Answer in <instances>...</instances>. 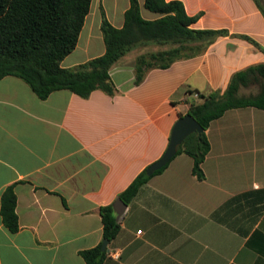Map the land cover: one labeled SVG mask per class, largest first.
I'll return each mask as SVG.
<instances>
[{
  "label": "crops",
  "instance_id": "1",
  "mask_svg": "<svg viewBox=\"0 0 264 264\" xmlns=\"http://www.w3.org/2000/svg\"><path fill=\"white\" fill-rule=\"evenodd\" d=\"M107 1L118 18L108 19L121 26L128 0ZM181 1L199 14L194 27L229 34L200 55L150 69L137 85L134 60L145 50H131L111 68L113 96L62 89L41 99L22 79L0 78V199L12 186L19 223L11 232L0 215V264H85L80 251L103 240L100 206L162 155L187 112L188 91L222 92L235 71L264 62V52L234 36L264 48V14L254 0ZM138 2L144 18L157 16ZM106 3L99 2L104 10ZM92 29L82 42L81 30L76 49L100 55L103 41ZM205 134L204 178L193 175L189 155L176 154L127 204L101 264H264V211L253 224L251 211L239 217L248 208L211 218L231 196L264 188V110L229 109Z\"/></svg>",
  "mask_w": 264,
  "mask_h": 264
},
{
  "label": "trees",
  "instance_id": "2",
  "mask_svg": "<svg viewBox=\"0 0 264 264\" xmlns=\"http://www.w3.org/2000/svg\"><path fill=\"white\" fill-rule=\"evenodd\" d=\"M254 1L264 14L259 0ZM91 2L0 0V78L15 76L22 79L41 99L62 89L82 98L89 97L94 90L113 96L118 90L110 75L111 68L131 50L156 47L136 56L133 84L137 85L150 69L167 68L177 60L200 55L216 38L229 34L226 29L194 27L193 23L199 14L189 15L181 0H144V8L157 15L153 19L142 16L138 0H128L121 26H115L99 4V30L104 51L75 68L65 67L61 63L77 46ZM234 36L253 43L264 52V48L250 36ZM250 87L257 89L255 92H241L242 88ZM193 92L188 91V98H191L189 94ZM196 92L198 97L189 99L186 114H190L203 131L187 135L178 146L176 154L189 155L193 160V175L202 180L204 173L201 164L210 149L205 131L211 121L229 109L254 107L264 110V62L235 71L222 92ZM165 166L152 175L162 171ZM145 169L118 194L117 197L125 204L136 197L139 189L152 176L147 175ZM15 207L16 195L13 187L8 186L1 194L0 215L3 225L11 232L19 229ZM247 208L246 212L240 213ZM231 211L240 213L239 217L251 211L250 222L253 224L264 211V188L231 196L211 214V218L221 221ZM99 215L102 237L111 241L120 229L113 203L100 206ZM237 220L238 217L235 222ZM101 243L80 251L85 264H101L106 253L101 249Z\"/></svg>",
  "mask_w": 264,
  "mask_h": 264
},
{
  "label": "water",
  "instance_id": "3",
  "mask_svg": "<svg viewBox=\"0 0 264 264\" xmlns=\"http://www.w3.org/2000/svg\"><path fill=\"white\" fill-rule=\"evenodd\" d=\"M202 131L203 128L201 125L190 114H184L179 117L172 127L167 147L159 158L146 167V174L152 175L155 171L164 167L176 155L178 146L187 135L193 132L201 133ZM126 206L127 204H125L120 198L115 200L113 203V209L116 214V219L120 218ZM108 243V240L103 239L101 249L105 250Z\"/></svg>",
  "mask_w": 264,
  "mask_h": 264
},
{
  "label": "rangeland",
  "instance_id": "4",
  "mask_svg": "<svg viewBox=\"0 0 264 264\" xmlns=\"http://www.w3.org/2000/svg\"><path fill=\"white\" fill-rule=\"evenodd\" d=\"M99 2L100 0H92L91 2V7H90V11L86 16L85 19V23H84V28L81 32V38H80V42L83 41L84 36L87 34V30L89 29V27L91 28L92 26V30L91 32L92 34V39L93 40H99L100 44H102V39H101V33L100 30H98V23L101 19V14H100V9H99ZM104 2V1H103ZM106 16L113 22L115 23V21H117V16H113V13L110 9V2L106 0ZM103 5V4H102ZM151 13V12H150ZM103 45V44H102ZM156 49L155 46H147L144 47V50H153ZM99 52L97 50L95 51H91V50H87L86 52H84L83 50V46H79L77 49L75 48L73 53H71L70 55L66 56L64 58V61L62 62L63 66L66 67H71V68H75L77 67V65L83 61L82 59H84L85 57L89 56H93V55H97ZM256 87H250V88H242L241 92L243 93H249V92H255L256 91Z\"/></svg>",
  "mask_w": 264,
  "mask_h": 264
},
{
  "label": "built area",
  "instance_id": "5",
  "mask_svg": "<svg viewBox=\"0 0 264 264\" xmlns=\"http://www.w3.org/2000/svg\"><path fill=\"white\" fill-rule=\"evenodd\" d=\"M189 95L191 98H194V99H196L198 97V93L196 91H194L192 94H189Z\"/></svg>",
  "mask_w": 264,
  "mask_h": 264
}]
</instances>
